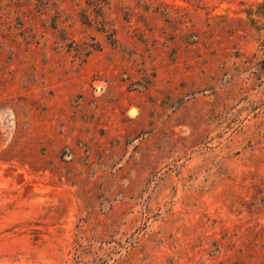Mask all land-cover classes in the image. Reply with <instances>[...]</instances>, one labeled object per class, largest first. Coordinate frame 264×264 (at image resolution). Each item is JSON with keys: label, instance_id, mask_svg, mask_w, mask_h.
<instances>
[{"label": "rangeland", "instance_id": "rangeland-1", "mask_svg": "<svg viewBox=\"0 0 264 264\" xmlns=\"http://www.w3.org/2000/svg\"><path fill=\"white\" fill-rule=\"evenodd\" d=\"M0 264H264V0H0Z\"/></svg>", "mask_w": 264, "mask_h": 264}]
</instances>
